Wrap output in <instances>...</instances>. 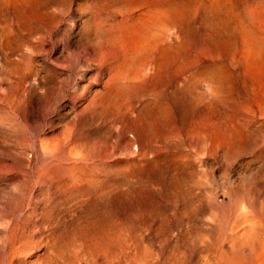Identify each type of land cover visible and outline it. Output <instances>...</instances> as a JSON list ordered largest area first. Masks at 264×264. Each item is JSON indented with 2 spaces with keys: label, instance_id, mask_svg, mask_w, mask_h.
Wrapping results in <instances>:
<instances>
[{
  "label": "rangeland",
  "instance_id": "374dc122",
  "mask_svg": "<svg viewBox=\"0 0 264 264\" xmlns=\"http://www.w3.org/2000/svg\"><path fill=\"white\" fill-rule=\"evenodd\" d=\"M243 193L264 210V0H0V230L216 264Z\"/></svg>",
  "mask_w": 264,
  "mask_h": 264
},
{
  "label": "bare ground",
  "instance_id": "6f19581e",
  "mask_svg": "<svg viewBox=\"0 0 264 264\" xmlns=\"http://www.w3.org/2000/svg\"><path fill=\"white\" fill-rule=\"evenodd\" d=\"M81 168L75 167L74 169ZM51 169H53L54 173L61 176L64 170L73 168L56 165L51 167ZM248 194L243 193L239 196H233L235 198L234 211L232 210L233 218L227 227L221 228L224 240L231 244L229 253L232 259L228 257L231 259L230 261H216V264H264V210L260 207L262 204L260 205L259 203L260 206H256L254 199ZM18 206L15 207V210ZM0 232H4V235L8 234V238H4V236L0 238V264H60L58 263L59 258L56 252L53 250L52 252H47V249L51 248L49 243L44 242L42 235L37 236V234L41 233L40 230L21 224L8 225L6 228L1 229ZM225 241L224 243H226ZM209 252L210 254L214 253L211 250ZM208 263L211 264L210 262Z\"/></svg>",
  "mask_w": 264,
  "mask_h": 264
}]
</instances>
